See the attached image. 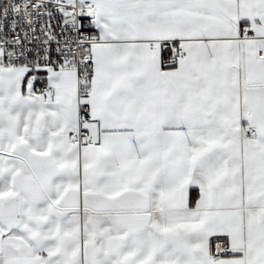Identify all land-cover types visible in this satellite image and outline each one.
Returning <instances> with one entry per match:
<instances>
[{
	"label": "snow or ice",
	"instance_id": "6c2138e0",
	"mask_svg": "<svg viewBox=\"0 0 264 264\" xmlns=\"http://www.w3.org/2000/svg\"><path fill=\"white\" fill-rule=\"evenodd\" d=\"M0 264H264V0H0Z\"/></svg>",
	"mask_w": 264,
	"mask_h": 264
}]
</instances>
